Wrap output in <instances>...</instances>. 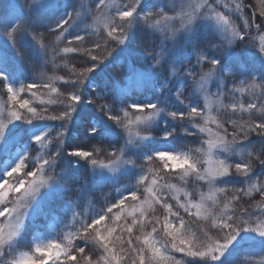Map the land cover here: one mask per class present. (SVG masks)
I'll list each match as a JSON object with an SVG mask.
<instances>
[{
    "label": "snow or ice",
    "instance_id": "obj_1",
    "mask_svg": "<svg viewBox=\"0 0 264 264\" xmlns=\"http://www.w3.org/2000/svg\"><path fill=\"white\" fill-rule=\"evenodd\" d=\"M245 7L244 0H92L91 7L76 0H0V88L7 95L0 108V142L12 128L29 139L0 178V264H122L129 259L130 264H264V7L258 9L259 22L256 11L248 16ZM51 34H57L54 47L46 43ZM92 34L97 39L89 41ZM63 40L67 46L60 47ZM117 49L123 56L109 65L111 76L93 82L92 74ZM61 52L84 57L82 67L56 78L69 86L66 94L53 87L52 78L27 79L26 65L44 77L49 64L58 67ZM189 87L193 99L186 103ZM44 88L57 98L40 99V108L21 95L36 98L34 89ZM245 92L251 96L246 104L233 102L236 93ZM140 93L151 98L139 99ZM212 96L217 97V111L247 113V119L221 121L205 112ZM87 106L106 120L90 115ZM34 122L43 127L36 130ZM77 124L83 135L69 150L66 141ZM111 133L115 141L106 139ZM198 133L203 134L199 145L189 147L186 138ZM178 137L182 141L174 143ZM58 161L66 165L60 171ZM81 162L87 172L76 198L65 205L73 221L66 225L73 229L66 232V243L51 238L35 243L30 252H19L18 241L38 197L45 191L64 194L70 170ZM122 173H131L134 183L116 187L112 202L106 199L101 211L86 216L79 200L90 196V183ZM170 174L184 184L193 177L208 186L211 194L201 192L198 201L180 203L176 198L189 217L202 221L195 231L162 195L164 188L176 190L165 180ZM235 177H243L238 181L242 187H229ZM254 192L259 194L255 205L240 195ZM142 193L147 195L141 199ZM215 193L230 196L217 201ZM129 199L137 202L130 212L125 207ZM154 205L166 213L163 224L157 227L158 218L149 221L151 232L142 242L135 238L143 245L137 247L133 228L139 225L143 231ZM128 216L131 224H118ZM118 228L120 234L114 235ZM161 230L170 237V249L157 247L153 234ZM90 245L99 249L98 260L89 254ZM172 252L191 259H178Z\"/></svg>",
    "mask_w": 264,
    "mask_h": 264
},
{
    "label": "trees",
    "instance_id": "obj_2",
    "mask_svg": "<svg viewBox=\"0 0 264 264\" xmlns=\"http://www.w3.org/2000/svg\"><path fill=\"white\" fill-rule=\"evenodd\" d=\"M253 3H255L257 5V7H259V9L261 7H264V3H262L260 0H253ZM252 13H249L248 16H251ZM256 15H257V22H259V20L261 19L259 16V11H256ZM235 22L237 25H240L242 22L240 21V19L238 17L235 18ZM89 33H94V31L92 30H88ZM57 34H51V36L48 38V40L46 41V43H48L51 47H52V43H51V39L53 36H55ZM87 39L89 41H94L97 39L95 34H92L90 36L87 37ZM63 46H67V40L60 45V47ZM54 47V46H53ZM123 53L121 51V49H117L114 53H113V57L110 58V61H106L104 65H101L95 73L92 74L91 79H95L96 81H102L105 80L107 78H109L111 76V68H110V64H115L116 60L118 57L122 58ZM84 57H81L79 54H67L66 57L64 58L62 55L57 57L56 60V64L58 65V67L61 68H57L54 66H50V67H46L44 69L45 72V76L44 77H40L39 75V69H37L36 72H33L31 70V66L30 65H26V71H27V79H43V80H48V78H52L51 79V83L52 85H56V87H58V92H63L66 94V90L69 88L68 85H65L63 83L62 80L59 81V79H57L55 81L56 78L58 77H64L67 78L70 75V69L72 68H79L82 67V61H83ZM67 64V67L63 66ZM63 66V67H62ZM57 83V84H56ZM34 91L37 93V96H39V98L41 96H43L46 100L48 99H56L57 98V93L54 92H50L48 88H44V89H34ZM186 93H188V89L186 90ZM24 98H28L32 100V105L31 106H35L37 108L42 107V105H40L36 98H32L29 97L26 93H22L21 94ZM49 97V98H46ZM0 99L2 100V102L5 104L6 100H7V95L6 92L0 88ZM52 108H55L56 105H52ZM85 111H90L88 112L90 115H93L95 117H97V119H103L100 117L99 113H96L94 108L92 106H87V108L85 109ZM231 110L228 109L227 111H224L225 113H227V116H223L221 120H224V118H229V117H233L232 115L230 116L228 113ZM234 119H236L238 121V123H244V121L247 119V117H245L244 119H241L237 116L234 115ZM48 123H58V122H48ZM186 125L188 124V121L184 122ZM105 128L108 127L107 124L104 125ZM226 127H229V130H231V125H226ZM74 130L77 132L78 136L77 137H81L83 135V129L79 126V124H77L76 126H74ZM156 134H159V130H156ZM77 137L76 139H71L69 138V140L66 141V146L69 147V150H71V146H74L77 142ZM198 137L203 138V134H199L198 136H194V137H187L185 140V143L189 146V147H196L199 145L200 143V139H198ZM106 139L108 140H112L115 141L117 139L116 135L114 133L109 134ZM182 137H178L177 140L174 143H180L182 141ZM146 147H153V145H147ZM257 148H259V146H256ZM34 154H30V158L31 156ZM87 172V167L86 165L83 164V162H81V165L78 166L77 168H74L72 170H70L69 172V180L67 182V184L65 185L66 191L64 194H62V196L60 197V199H58L55 203H53L56 207L52 208L49 210L48 215L46 217L45 214H40L38 216H36L33 220L29 221L26 225V231H25V238H22L18 241V247H19V252H30L31 251V247L34 246V241H33V234L36 230H39L40 232H42L45 237H49V236H53L55 239H57L58 242H63L66 243V241L64 240V236L66 234L67 231H71L73 229L71 228H67L66 225H71L73 222L70 221L69 216H70V212H66L63 209V204L66 205L67 200L69 198L75 199L76 198V188L80 185V183L82 182V178L83 176L86 174ZM145 174H147V169H145ZM132 179V174L131 173H122L120 175H118L117 178L115 179H109L106 180L102 183H98V184H91L89 186V191L93 192L94 196H95V204H96V208H99L100 210L102 209V207L105 205L106 199L107 202H112V198L114 196L117 195L115 188L116 187H120V188H125L127 187L130 183H134V181H130ZM243 179V177H235L233 178V184L229 185V187H242L241 184L238 183L239 180ZM165 180L168 183L174 184L176 186V190H179L180 193H183L180 196H176L175 195V191L176 190H170L168 188H164L161 190L163 197L167 200L168 203H171L173 205V211H178L184 218L185 220L189 223V226L192 228V230H196L198 224L202 223V221H198L195 216L189 217L185 212L183 208H179L177 206L176 203V198H179L180 203H186V201L188 199H191L193 202L198 201L200 198V193H207L208 191V186L205 185L203 182L201 181H197L195 180L193 177L188 178V183L184 184L182 181L175 179V178H171V174L169 175V177H166ZM161 184L165 183L164 180L160 181ZM220 186V185H218ZM185 192H189L192 195L190 197H185L184 193ZM105 193H108V195L106 196L105 199H101V196ZM145 193L141 194V198L144 196ZM216 194V199L217 201H223L225 196H230V193H215ZM243 197V201H250L252 204H256V202L259 200V194L258 193H252L251 197L248 196H243V193L240 194ZM242 201V202H243ZM135 201H132L131 199L127 200L125 203L126 205L131 206ZM208 204H211V201L208 202ZM156 211L153 212H149L147 213L146 217L144 218V229L143 231L140 230V226L136 225L133 228V233H132V238L134 243L136 244L137 247H141L143 246L142 243H137L135 238L138 236L140 237V241L142 242L144 239V236L151 232V224L149 223V221H151L152 223H155L156 218H158L160 220V225H157V227H161L164 221V216L166 215L165 211L163 208L160 207V205H154ZM59 208V209H58ZM56 210V211H54ZM217 209H213V211H216ZM114 211H118V210H114ZM194 211V210H193ZM56 212V213H55ZM46 214H47V210H46ZM138 215V214H137ZM88 217H90L89 215H86ZM170 220H175L174 217H169ZM131 224L132 223V217L128 216L127 219L125 220L124 218L121 219V221L118 222V224ZM56 224L57 226L55 228H52V226ZM78 226V225H77ZM120 234V230L118 228L117 233L114 235H119ZM158 243H157V247H162L164 245H168L169 249H170V237H167L164 232L161 230L156 234H153ZM123 238L125 240H127L128 238V234L124 233L123 234ZM77 243H79V241H76ZM90 247H92V253L91 254H95V259L98 260L99 256H100V251L99 249H97L95 246L90 245ZM124 248H127V245L125 244L123 246ZM120 250V245H117V251L119 252ZM163 250V247H162ZM19 252L17 253V255H19ZM172 255H174L176 258L178 259H185V260H190V257H183L182 253L179 252H172ZM146 255H148V253H146ZM102 264V262H101ZM122 264H130V259L129 260H124L122 261Z\"/></svg>",
    "mask_w": 264,
    "mask_h": 264
},
{
    "label": "rangeland",
    "instance_id": "obj_3",
    "mask_svg": "<svg viewBox=\"0 0 264 264\" xmlns=\"http://www.w3.org/2000/svg\"><path fill=\"white\" fill-rule=\"evenodd\" d=\"M249 1H253V0H247V2H249ZM260 1L262 3H264V0H260ZM21 2H23V0H21ZM163 2L167 3L168 0H163ZM225 2L231 3V0H225ZM76 3H77V5H79L80 3H84L85 7H91L92 6V0H76ZM244 3H246V2H244ZM86 23L88 25H91L92 24L91 18H89ZM87 30L95 31L92 27H88ZM50 39H51L50 41L52 43V47L56 46L58 43L57 39H56V35ZM65 41L66 40H63V42L61 44H63ZM256 43H258V39H257ZM249 47H251V45H249ZM61 55L65 58L67 54H64L61 52ZM120 60H121V57H118L116 62H118ZM50 66H53V65L49 64L48 67H50ZM63 66H65V65H63ZM57 68H61V67H56V69ZM95 79H91V80L93 82H98ZM56 80L57 79H55V81ZM53 87H55L58 91V87H56V85H54ZM229 87H231V85H229ZM214 90L215 89H213V91ZM191 92H192V89L190 87L188 88V93L185 92V95H187L189 97V99H188V101H186V103L191 102V100L193 99V97L191 96ZM146 96L148 98H151L150 96H148L147 93H140L138 98L144 99V98H146ZM46 98H49V97H46ZM40 99L46 100L43 96H41L40 98H39V96H37L36 100L38 103H39ZM198 99H199L200 106L203 107L204 103H205L204 98L202 96H200V97H198ZM250 99H251V96L247 92H245L243 95H241L240 93H236V100L233 102H243L246 104ZM216 101H217V97H215V96L210 97L209 101H208L209 108H206L205 112H208L210 110L211 115L216 116V118L218 120H221L223 116H227V113L224 112L225 109H223V108H220L219 111H217L218 105H217ZM228 102H229L228 98H224V103L227 104ZM4 106H5V104L0 99V108H2ZM88 112H90V111H88ZM228 114L230 116L231 115L233 116L232 119H234V115L239 117V118H241V116H242L243 118H241V119H244V120H245V117H247V113L234 114L230 111ZM226 118H224V119H226ZM198 122L202 123V121H198ZM17 124H19V122H17ZM34 124H36L38 126L36 130H39L40 127H43V122H34ZM22 127L23 128H29V129L32 128L31 125H23ZM209 127L214 128L215 126L209 125ZM77 136H78V134L74 130V126H73L71 129V135L69 136V138L76 139ZM6 137H7L6 141L0 142V143L6 144L5 147H0V178L3 177L4 172L6 170L10 169L16 163V161L19 157V154L23 151V149L29 143L28 135H26L23 131H20L18 128H12V130L10 132L6 133ZM257 146H259V145H257ZM236 158L239 159V155ZM65 166L66 165H65L64 161H58L57 171H60ZM174 193L176 196H180L183 194V193H180L179 190H176ZM210 194L211 193L209 192V189H208V191L205 195H210ZM89 195L90 196L88 197L87 200L85 197H81L79 200V204L81 206V211L85 215H89L91 217L101 210L99 208H96L95 196H94L93 192L89 191ZM107 195H108V193L103 194L101 196V199H105ZM144 195H147V193H145ZM61 196H62V194H59L56 192L45 191L42 193V195L40 197H38L36 204L30 209V215H29V218L25 222V229H24V232L22 233V236L20 239L25 238V231H26L27 223L29 221L33 220L36 216H38L40 214H45L47 217L50 209H52L54 207L56 209L57 206H55L53 203H55L58 199H60ZM215 197H216V194H215ZM136 203L137 202H134L131 206L126 205L125 207L130 212L132 210V206L135 205ZM63 205H64L63 209L65 210V204H63ZM46 210H47V214H46ZM54 211H56V210H54ZM2 219L3 218H0V220H2ZM69 219L71 222H73L71 214L69 216ZM51 238H54V237L53 236L45 237V235L42 232H40L39 230H36L33 234L34 243L47 242V240L51 239Z\"/></svg>",
    "mask_w": 264,
    "mask_h": 264
},
{
    "label": "bare ground",
    "instance_id": "obj_4",
    "mask_svg": "<svg viewBox=\"0 0 264 264\" xmlns=\"http://www.w3.org/2000/svg\"><path fill=\"white\" fill-rule=\"evenodd\" d=\"M244 2H246L245 5H247V7L244 9L246 15L252 13L254 10L257 11L259 9V7H257V5L252 1L247 2V0H245ZM103 119L106 120V118Z\"/></svg>",
    "mask_w": 264,
    "mask_h": 264
}]
</instances>
